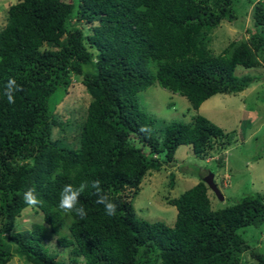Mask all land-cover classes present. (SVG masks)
Returning <instances> with one entry per match:
<instances>
[{
	"label": "trees",
	"instance_id": "trees-1",
	"mask_svg": "<svg viewBox=\"0 0 264 264\" xmlns=\"http://www.w3.org/2000/svg\"><path fill=\"white\" fill-rule=\"evenodd\" d=\"M247 14L252 32L230 40L217 54L211 31ZM87 29L88 31H85ZM264 64V0H16L0 27V264L13 255L29 264H264V253L237 232L264 222V194L241 195L211 209L198 181L178 196L172 226L136 216L131 198L148 170L174 162L178 146L203 159L227 133L195 113L189 121H159L145 113L137 93L152 84L186 98L192 110L212 95L236 94L258 77L236 76V66ZM79 76L90 97L75 148L50 137L59 125L55 90ZM9 78L21 91L15 104L3 95ZM148 125L153 133L138 132ZM162 141V142H161ZM137 143L138 145H135ZM218 166L221 158L215 159ZM99 179L118 204L107 216L89 186L80 196L81 219L58 207L65 184ZM173 174L169 173V186ZM35 188L41 222L14 230ZM54 237V249L46 239ZM50 246V245H49ZM55 248L64 249L67 262ZM248 251L251 262L242 259Z\"/></svg>",
	"mask_w": 264,
	"mask_h": 264
},
{
	"label": "rangeland",
	"instance_id": "rangeland-1",
	"mask_svg": "<svg viewBox=\"0 0 264 264\" xmlns=\"http://www.w3.org/2000/svg\"><path fill=\"white\" fill-rule=\"evenodd\" d=\"M15 1L0 0V27L5 22L8 5ZM236 8L235 20H223L211 31L208 47L213 54L220 52L230 40L247 37V29L252 32L247 14H241L243 8L240 4ZM234 74H248L258 79L236 94L212 95L197 111L190 108L185 97L157 84L137 93L140 108L159 121L187 122L190 116L198 113L222 128L228 140L224 148L218 142L213 143L203 159L195 157L188 145L178 146L172 164L162 166L157 171L148 170L141 179L138 193L131 198L137 217L172 226L176 211L174 206L167 203V199L178 196L195 184L200 174L205 176L208 172L213 174V182L223 196L219 200L207 189L210 208L213 210L231 204L243 194H264V64L255 68L236 66ZM89 101L90 97L79 76L71 78L66 92L55 90L51 93L47 106L56 103L54 115L61 124L51 126L50 137L55 143L64 147H77L79 129ZM221 156L222 165L218 166L215 159ZM169 173L173 174L172 186H169ZM34 222H41V213L27 206L16 218L14 230L27 229ZM237 232L249 248L264 253V222L257 227L239 228ZM46 243L50 249H54V237L46 239ZM55 252L59 260L67 262L64 249L55 248ZM242 259L252 261L248 251L242 254ZM6 264L29 263L13 255Z\"/></svg>",
	"mask_w": 264,
	"mask_h": 264
},
{
	"label": "clouds",
	"instance_id": "clouds-1",
	"mask_svg": "<svg viewBox=\"0 0 264 264\" xmlns=\"http://www.w3.org/2000/svg\"><path fill=\"white\" fill-rule=\"evenodd\" d=\"M21 90L17 81L14 78H9L4 86L3 95L9 104H15V94ZM138 132L150 136L153 133V129L148 125H141ZM89 186L94 190V195L97 197L96 203L103 206L105 214L109 217L114 216L117 212L118 204L104 193L99 179L82 182L78 187H74L71 183L65 184L59 192L57 207L65 214H74L83 219L87 212L85 207L80 204V196ZM23 202L30 208L40 206L41 200L35 188L30 187L23 192Z\"/></svg>",
	"mask_w": 264,
	"mask_h": 264
},
{
	"label": "water",
	"instance_id": "water-1",
	"mask_svg": "<svg viewBox=\"0 0 264 264\" xmlns=\"http://www.w3.org/2000/svg\"><path fill=\"white\" fill-rule=\"evenodd\" d=\"M202 181L207 186V188L215 195L219 200L223 199V196L215 183L213 182V174L208 172L205 176L202 177Z\"/></svg>",
	"mask_w": 264,
	"mask_h": 264
},
{
	"label": "crops",
	"instance_id": "crops-1",
	"mask_svg": "<svg viewBox=\"0 0 264 264\" xmlns=\"http://www.w3.org/2000/svg\"><path fill=\"white\" fill-rule=\"evenodd\" d=\"M211 97V96H210ZM210 98H207L206 100H204L200 105H199V107L202 105V104H205L206 102H208V100H209ZM198 107V108H199Z\"/></svg>",
	"mask_w": 264,
	"mask_h": 264
}]
</instances>
